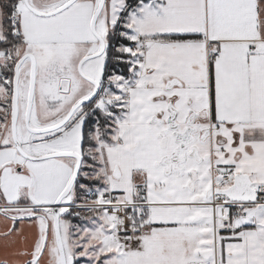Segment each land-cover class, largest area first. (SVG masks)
Segmentation results:
<instances>
[{
	"label": "snow or ice",
	"instance_id": "6c2138e0",
	"mask_svg": "<svg viewBox=\"0 0 264 264\" xmlns=\"http://www.w3.org/2000/svg\"><path fill=\"white\" fill-rule=\"evenodd\" d=\"M0 264H264V0H0Z\"/></svg>",
	"mask_w": 264,
	"mask_h": 264
},
{
	"label": "rangeland",
	"instance_id": "374dc122",
	"mask_svg": "<svg viewBox=\"0 0 264 264\" xmlns=\"http://www.w3.org/2000/svg\"><path fill=\"white\" fill-rule=\"evenodd\" d=\"M0 243H2V242H0Z\"/></svg>",
	"mask_w": 264,
	"mask_h": 264
}]
</instances>
